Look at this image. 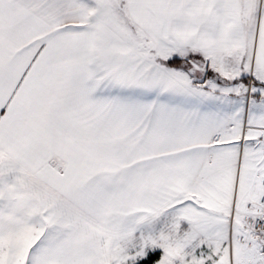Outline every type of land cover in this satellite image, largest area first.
Returning <instances> with one entry per match:
<instances>
[{
    "label": "snow or ice",
    "instance_id": "1",
    "mask_svg": "<svg viewBox=\"0 0 264 264\" xmlns=\"http://www.w3.org/2000/svg\"><path fill=\"white\" fill-rule=\"evenodd\" d=\"M0 264H264V0H0Z\"/></svg>",
    "mask_w": 264,
    "mask_h": 264
}]
</instances>
